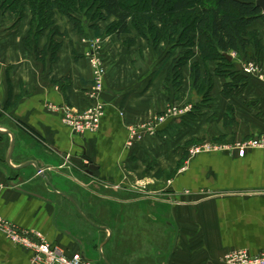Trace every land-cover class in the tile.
<instances>
[{
  "label": "crops",
  "instance_id": "crops-1",
  "mask_svg": "<svg viewBox=\"0 0 264 264\" xmlns=\"http://www.w3.org/2000/svg\"><path fill=\"white\" fill-rule=\"evenodd\" d=\"M261 14L247 29L257 43L231 51L223 75L195 44L179 80L184 47L107 33L112 18L97 33L75 28L59 13L57 33L28 38L29 10L0 5V219L91 264H225L231 251H263L264 148H236L264 138ZM94 59L110 99L96 132L74 134L50 107L92 105ZM193 66L209 78L199 88ZM171 109L181 113L127 146L131 130ZM202 143L222 149L190 155ZM30 255L0 230V264Z\"/></svg>",
  "mask_w": 264,
  "mask_h": 264
},
{
  "label": "trees",
  "instance_id": "trees-1",
  "mask_svg": "<svg viewBox=\"0 0 264 264\" xmlns=\"http://www.w3.org/2000/svg\"><path fill=\"white\" fill-rule=\"evenodd\" d=\"M0 1L1 8L18 15L28 7L32 9L29 12L36 25L35 36L46 30L50 31V26L55 27V13L75 21V28H80L81 23L87 21L80 23L76 15L84 12L92 20L89 28L95 33V23L112 18L114 21L108 26L107 33H132L151 41L153 46L166 42L174 45L173 47H184L187 50L175 67V78L179 80L181 67L192 57L190 49L195 44L198 46L201 61L216 62V75H223L225 69L231 65L226 57L231 51L245 53L251 44L257 43L255 35L247 32V29L256 19L262 17L260 9L255 5L257 0ZM57 47L58 44L49 47L52 55ZM192 72L196 88L209 80L206 73L199 74L198 66H193Z\"/></svg>",
  "mask_w": 264,
  "mask_h": 264
},
{
  "label": "built area",
  "instance_id": "built-area-1",
  "mask_svg": "<svg viewBox=\"0 0 264 264\" xmlns=\"http://www.w3.org/2000/svg\"><path fill=\"white\" fill-rule=\"evenodd\" d=\"M93 68V85L91 87L90 99L92 105L83 112H73L66 106L50 107L61 116V121L68 126L74 134L94 133L99 127L101 118L103 116L104 101L100 98V93L103 91L102 86V68L95 59L92 60ZM257 68L250 65L245 69L246 73L256 72ZM181 112L176 109H171L165 114L157 116L145 124L138 126L130 131V137L127 146L130 147L135 139H140L142 134H153L155 128L163 124L169 117H175ZM238 155L243 156L247 149L250 148H264V138L253 139L237 144ZM222 147L215 146L209 143H202L200 145L191 147L189 149L190 155L200 153H208L215 150H220ZM41 174V172H38ZM0 230L6 237L14 244L30 252L31 264H90L85 261L79 252L67 256L63 250L56 246L45 242L38 234L27 230H21L17 227L6 223L0 219ZM225 264H264V250L251 255L247 251H231L227 253L224 258Z\"/></svg>",
  "mask_w": 264,
  "mask_h": 264
},
{
  "label": "rangeland",
  "instance_id": "rangeland-1",
  "mask_svg": "<svg viewBox=\"0 0 264 264\" xmlns=\"http://www.w3.org/2000/svg\"><path fill=\"white\" fill-rule=\"evenodd\" d=\"M145 1V0H144ZM36 8V7H35ZM34 8V9H35ZM28 10L30 9L29 7L27 8ZM30 10H32V9H30ZM32 12H34V10L32 11ZM77 17H76V19L78 18L79 20H80V23L83 21V20H86L87 22L85 23V22H83V23H81L82 24V26H86V27H88V26H90V24L92 23V20H90V18H89V16L88 15H85L84 14V12H80V14L79 15H76ZM32 19V18H31ZM100 21H103V22H106V21H108V20H99L97 23H99ZM68 22L71 24V25H73V27H75L74 26V23H75V21H73V20H69L68 19ZM74 22V23H73ZM97 23H95V26H97ZM79 24V23H78ZM30 26H31V32L29 33V36H28V38L29 37H32V38H34V33H35V22L33 21V19L32 20H30ZM76 27H78V26H76ZM98 28V27H97ZM49 29H50V33H57V29L55 28V27H49ZM36 37H38V35L36 34V36H35V38ZM138 37H141V36H139L138 35ZM142 38H144V37H142ZM151 38V37H150ZM27 40H26V44H27ZM150 43L149 44H152L151 43V41H149ZM53 46H55V44H52ZM52 45H49V47H52ZM153 45V44H152ZM158 46V45H157ZM157 46H154V48H156ZM179 46V45H178ZM177 46V47H178ZM173 49V50H172ZM172 49H171V47H170V49H169V52L170 53H173V51H175V49H176V46L175 47H172ZM183 52V51H182ZM182 54H184V52L183 53H180V55L182 56ZM181 56H179V58L181 57ZM176 66H177V63H176ZM174 71H176V70H174ZM103 76H102V86H103V78H104V74H102ZM92 82H93V79H92ZM80 255H81V253H80ZM82 256V255H81ZM83 258V257H82ZM84 259V258H83ZM85 260V259H84ZM86 261V260H85ZM87 262H89V261H87ZM90 263V262H89ZM91 264V263H90Z\"/></svg>",
  "mask_w": 264,
  "mask_h": 264
},
{
  "label": "water",
  "instance_id": "water-1",
  "mask_svg": "<svg viewBox=\"0 0 264 264\" xmlns=\"http://www.w3.org/2000/svg\"><path fill=\"white\" fill-rule=\"evenodd\" d=\"M255 5L264 13V0H257L256 2H255ZM227 57V59L228 60H230V57L229 56H226ZM109 92H104V91H102L101 93H100V98L103 100V101H108L109 99H110V97H109ZM0 133H3L2 131H0ZM12 151H13V141L11 142V144H10V148H9V154H8V159H7V161L10 163V155H11V153H12ZM82 158L86 161V162H88L89 163V169H91V170H94V169H96L95 168V166H93L92 164H90V161L87 159V158H85L84 156H82ZM28 164H33V165H35L34 163H28ZM38 171H39V169H38Z\"/></svg>",
  "mask_w": 264,
  "mask_h": 264
}]
</instances>
